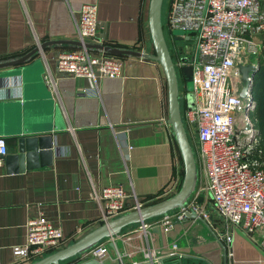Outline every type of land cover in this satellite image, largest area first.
Returning a JSON list of instances; mask_svg holds the SVG:
<instances>
[{"label": "crops", "instance_id": "obj_1", "mask_svg": "<svg viewBox=\"0 0 264 264\" xmlns=\"http://www.w3.org/2000/svg\"><path fill=\"white\" fill-rule=\"evenodd\" d=\"M85 2L98 4L100 28L91 41L155 51L150 0H0V60L23 55L51 38L79 39L77 20ZM73 47L49 45L29 61L0 69V134L7 139V155L18 152V137L25 135H52L54 148L52 156L40 155L24 168L7 155L0 165V264L30 262L19 261L13 245L26 240L31 217L44 214L61 226L62 246L101 224L102 207L91 194L95 186L121 184L130 193L128 203L139 199L147 204L175 193L184 178L161 63L93 49L122 58V74L101 79L99 96L82 94L89 80L68 74L59 77L54 91L45 79L46 63L55 71L56 54ZM203 203L211 214L210 225L187 216L168 231L140 233L139 223L133 224L103 241V261L117 264L118 249L124 264H264L260 243L241 227L220 222L211 199ZM228 227L231 241L221 235ZM172 241L179 243L182 256L163 252Z\"/></svg>", "mask_w": 264, "mask_h": 264}, {"label": "built area", "instance_id": "obj_2", "mask_svg": "<svg viewBox=\"0 0 264 264\" xmlns=\"http://www.w3.org/2000/svg\"><path fill=\"white\" fill-rule=\"evenodd\" d=\"M79 12L77 38L91 41L100 28L98 4L85 2ZM164 29L166 36L168 31L176 41L174 29L184 31L179 34L183 39L189 35L188 39L195 41V51L189 54V60L181 59L177 66L180 73L185 63L193 65L194 102L189 107V90L185 85L181 90L182 113L189 134L194 136L201 176L185 207L155 217L154 222H141L136 230L148 233L160 225L168 231L174 224L176 210L178 219L187 217L186 210H196L209 218L211 214L205 204L198 201L203 195L212 200L222 222L241 227L264 248V156L255 150L259 138L258 119L251 115L255 97L250 92L253 107L246 110L240 95L243 82L238 67L239 62L264 53V0H171ZM122 68V58L79 46L56 54L55 71L47 61L45 79L57 91L58 79L63 74L86 77L89 84L80 92L99 96L100 80L120 76ZM7 152V139L0 134V165ZM91 194L101 204L103 222L145 204L139 199L128 203L130 193L117 183L95 186ZM26 228V240L13 245L19 261H32L61 247L65 241L62 227L44 214L31 217ZM228 228L221 235L231 241L233 233ZM163 252L183 255L177 241L163 247ZM89 253L104 260L103 242ZM145 256L150 258V252L145 250Z\"/></svg>", "mask_w": 264, "mask_h": 264}, {"label": "water", "instance_id": "obj_3", "mask_svg": "<svg viewBox=\"0 0 264 264\" xmlns=\"http://www.w3.org/2000/svg\"><path fill=\"white\" fill-rule=\"evenodd\" d=\"M163 3L164 0H150L149 6V28L151 33L152 42L155 51H142L127 47L114 46L111 44H104L98 41H86L83 42L80 39L75 38H51L40 42L30 51L23 55L10 57L0 60V69L7 68L16 64H21L29 61L38 52L44 50L49 45H63L70 44L76 47L86 46L90 49H96L99 51H105L117 55H136L143 56L158 60L165 71L168 81V94H169V121L173 126L175 137L178 141L183 160L185 165V174L180 185V188L173 194L164 197L160 200L142 205L140 208L128 209L122 214L111 218L108 221H104L98 226L94 227L78 239L67 243L57 249H54L42 256L26 263V264H63L65 260L76 262L80 260L84 255L90 252L95 246L103 242L106 239L112 238L117 234H120L124 229L132 226L136 223H141L155 217L167 215L169 212L185 207L192 194L195 192L199 179H200V167L196 156L195 147L191 141L189 132L187 130L183 113H182V99L183 94L181 92V77L180 69L177 66V61L169 46L167 36L165 34L164 22H163ZM189 38V35L186 37ZM177 39H183V36L178 35ZM181 52L182 60L188 61L189 54L187 53L186 46H182ZM193 58L192 56L190 59ZM239 71L241 73V80L243 82L242 89L240 91L241 97L245 101V109L249 110L252 106L253 99L249 95L253 91L256 75L260 71V64L258 62H239ZM186 87L189 90L187 94L188 105H193L194 99L191 93L193 89V65L185 63L182 65ZM255 102V101H254ZM27 132V131H24ZM29 132V131H28ZM18 152L8 153L9 160H17L21 162V168L26 165L30 166L35 164L38 156H52L53 155V137L52 135H25L18 137ZM5 155V156H6ZM26 162V164L24 163ZM198 201L201 203L204 201V196L200 195ZM208 212L209 209H206ZM187 216L196 217L205 221L208 225V220L196 210H186ZM153 230L162 231L160 225H155ZM111 244L116 247L115 241H111ZM120 259L117 264H124L121 257V252L117 249ZM225 259L227 260V248L224 245ZM75 264H107L102 259L92 256L86 257Z\"/></svg>", "mask_w": 264, "mask_h": 264}, {"label": "rangeland", "instance_id": "obj_4", "mask_svg": "<svg viewBox=\"0 0 264 264\" xmlns=\"http://www.w3.org/2000/svg\"><path fill=\"white\" fill-rule=\"evenodd\" d=\"M170 1L171 0H164V3H163V22L165 23V20H166V16H167V12H168V9H169V6H170ZM174 34L175 35H179V34H182V33H184V31L183 30H181V29H174ZM167 40H168V43H169V46H170V48H171V51H172V53H173V51L175 50H173V47L174 46H177V45H184V46H186V47H188V49L186 48V50H187V53L188 54H191L192 53V48H195V41L194 40H191V39H179V40H174L173 39V37L171 36V34L167 31ZM190 47V48H189ZM263 55V56H262ZM261 56H262V58L263 59H261V63H259L260 64V71H259V73L260 74H264L263 72H262V69L264 70V53L262 54ZM174 56H175V59L176 60H178V61H180L182 58H180V56L179 55H176V54H174ZM261 56L260 57H258V58H256V57H251V58H249V61L250 62H257V61H259V59L261 58ZM177 61V62H178ZM246 61L247 62H249L248 61V58L246 59ZM247 62H243V63H247ZM257 77H256V81H255V85H254V94H255V96L257 97V98H255V103L257 104L258 103V96H257V91H258V86L260 85V77L258 76V73H257V75H256ZM193 86H194V83H193ZM260 101V100H259ZM182 104H183V102H182ZM262 105H264V103L262 104ZM262 109L264 110V106H262ZM261 113H262V110H261V108L260 109H257L256 111L254 110V109H252L251 110V115H252V117L253 118H255V116H257L258 118H259V120H260V117L262 116L261 115ZM263 115H264V111H263V113H262ZM257 121V123H258V128L260 129V128H262L261 126L259 127V122L260 121ZM261 125V124H260ZM259 129H258V132H261V131H259ZM261 130V129H260ZM191 141H192V143H193V145H194V140L191 138ZM255 150L257 151V152H262V154H263V156H264V129H263V132H262V134H261V137H259L258 139H257V142L255 143ZM198 163H199V161H198ZM200 176H201V169H200ZM203 203V202H202ZM204 204V203H203ZM211 206V205H210ZM205 208H206V205H205ZM214 209V208H213ZM212 210V209H211ZM215 210V209H214ZM175 213H174V222H176L177 220L179 221V220H183V219H178V215H177V212H178V210H176V211H174ZM210 212V211H209ZM207 219H209V218H207ZM219 219V218H218ZM220 220V222H222L221 221V219H219ZM149 221H151V219H149ZM223 224V223H222ZM226 227V226H225ZM221 228V224H219V229ZM224 228V227H223Z\"/></svg>", "mask_w": 264, "mask_h": 264}, {"label": "trees", "instance_id": "obj_5", "mask_svg": "<svg viewBox=\"0 0 264 264\" xmlns=\"http://www.w3.org/2000/svg\"><path fill=\"white\" fill-rule=\"evenodd\" d=\"M262 72L264 73V70L263 69H262ZM258 87L259 88H258V91H257V96H258L259 99H258V103H257L256 106H257V109H260L261 108L262 113H263L264 110L262 109V106H264V105H262V104L264 103V74H261L260 75V85ZM255 98H257V97L255 96ZM262 113H261L262 116L260 117V120H259V118H257L260 121L259 122V127L260 126L262 127V128H260L261 129L260 130L261 131V134H262L263 129H264V115ZM196 156H197V153H196ZM197 159H198V157H197Z\"/></svg>", "mask_w": 264, "mask_h": 264}, {"label": "flooded vegetation", "instance_id": "obj_6", "mask_svg": "<svg viewBox=\"0 0 264 264\" xmlns=\"http://www.w3.org/2000/svg\"><path fill=\"white\" fill-rule=\"evenodd\" d=\"M182 46H183V45H177V46H174V47H173V50H174V49H175V50L173 51V55H174V54L179 55L180 58L182 57V54L185 55L186 52H183V53L181 52V50H182L181 48H183ZM194 51H195V48H192V53H194ZM174 58H175V56H174ZM175 60H176V59H175ZM176 61H178V60H176ZM180 73H181V87H182V86H185V85H186V80L183 79L182 71H181ZM181 90H182V88H181ZM181 92H182V91H181ZM182 94H183V92H182ZM183 97H184V95H183Z\"/></svg>", "mask_w": 264, "mask_h": 264}]
</instances>
